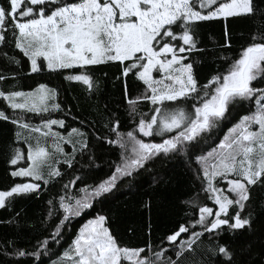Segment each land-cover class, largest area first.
<instances>
[{
    "label": "snow or ice",
    "instance_id": "1",
    "mask_svg": "<svg viewBox=\"0 0 264 264\" xmlns=\"http://www.w3.org/2000/svg\"><path fill=\"white\" fill-rule=\"evenodd\" d=\"M206 24L220 29L207 47ZM109 70L115 107L71 126L64 83L99 99ZM0 137V225L13 230L0 264H264V0H0ZM173 161L194 173L196 201L156 171ZM121 186L143 188L138 225L121 234L99 212L53 251ZM53 189L38 219L15 210Z\"/></svg>",
    "mask_w": 264,
    "mask_h": 264
},
{
    "label": "trees",
    "instance_id": "2",
    "mask_svg": "<svg viewBox=\"0 0 264 264\" xmlns=\"http://www.w3.org/2000/svg\"><path fill=\"white\" fill-rule=\"evenodd\" d=\"M241 26H237V32L239 33ZM201 39L204 46H209V42L213 38H218L220 35L219 26L215 24H206L201 30ZM208 70L207 65L204 67V71ZM112 71L109 70V75L106 80H102V87L104 89L103 95L99 99H89L85 87L83 85H72L67 82L64 83L66 89L62 93V99H65L67 103L71 104L72 110L77 117L76 120L69 119L71 126H78L79 120H93L97 117V110L103 108L105 101H110V107H115V101L119 99V93L114 89L112 84ZM102 76V73H98ZM59 79H54L53 83H59ZM21 84L27 88L32 84L31 80L21 81ZM226 131V129H225ZM222 135V133H221ZM5 137H0V177L4 175V169L6 167L4 163L5 158ZM105 161H115L116 154L107 153L104 156ZM159 173L163 175L164 180L169 184L171 189L175 192L177 200H184L191 198L196 201V193L198 192V182L195 181L194 173L190 172L188 168L181 161H173L160 166L157 165ZM108 172L107 164L103 165V170L98 171L97 175L104 176ZM148 175L145 174L141 184L143 188L147 187ZM143 188L137 189L136 187H125L121 186L120 190L116 192L114 197H110L103 204H96L94 209L89 210L87 214H84L72 221V223L63 230V240L60 246H54L53 251L63 253V251L71 244L72 239L75 238V234L79 228L87 222L88 219L93 218L97 213H107L113 221V229L118 230L121 234L124 233L125 225L136 223L139 224L138 217H133L129 212V209L134 208L136 200L139 198L140 191ZM55 189L52 192H43L39 197H32L22 201H17L15 210L21 212L22 216L26 220L38 219L42 214L47 211V200L54 194ZM259 212V209H257ZM9 213L3 209H0V218H6ZM185 213L179 211L176 216L172 218L171 222H165L159 226V229L154 231L153 238L158 239L161 234L168 228H171L177 221L184 219ZM13 230L10 227L0 225V238L4 236H11ZM33 233H20V239L22 242L27 243ZM143 237L133 242H139ZM55 258V257H54Z\"/></svg>",
    "mask_w": 264,
    "mask_h": 264
}]
</instances>
